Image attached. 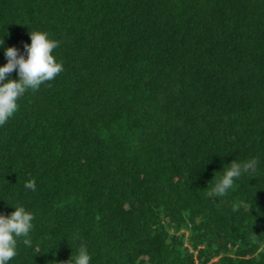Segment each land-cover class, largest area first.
<instances>
[{
  "label": "trees",
  "instance_id": "1",
  "mask_svg": "<svg viewBox=\"0 0 264 264\" xmlns=\"http://www.w3.org/2000/svg\"><path fill=\"white\" fill-rule=\"evenodd\" d=\"M34 30L63 71L0 126V214L34 215L10 264H264V0H0L3 47Z\"/></svg>",
  "mask_w": 264,
  "mask_h": 264
},
{
  "label": "clouds",
  "instance_id": "2",
  "mask_svg": "<svg viewBox=\"0 0 264 264\" xmlns=\"http://www.w3.org/2000/svg\"><path fill=\"white\" fill-rule=\"evenodd\" d=\"M30 43L23 45V52L15 46L3 47L4 39H0V48L6 63L0 65V126L14 116L18 110V100L27 90H37L43 83L52 81L63 71V65L52 55L59 47V41L51 39L45 31H29ZM16 72L17 78H9ZM257 168L255 158L244 161L236 159L223 166L221 174L215 177V185L210 196L223 197L233 187L234 182L243 175L254 172ZM212 179V180H213ZM25 189L36 190L34 180L24 184ZM14 211L8 215L0 214V264H10L17 255L18 242L31 247V232L34 228V215L24 206L10 204ZM91 255L86 245L81 244L75 256L71 255L68 264H91Z\"/></svg>",
  "mask_w": 264,
  "mask_h": 264
}]
</instances>
